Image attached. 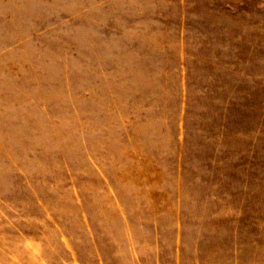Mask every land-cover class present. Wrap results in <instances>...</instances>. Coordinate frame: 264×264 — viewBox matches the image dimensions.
Segmentation results:
<instances>
[{
  "label": "rangeland",
  "instance_id": "obj_1",
  "mask_svg": "<svg viewBox=\"0 0 264 264\" xmlns=\"http://www.w3.org/2000/svg\"><path fill=\"white\" fill-rule=\"evenodd\" d=\"M0 264H264V0H0Z\"/></svg>",
  "mask_w": 264,
  "mask_h": 264
}]
</instances>
